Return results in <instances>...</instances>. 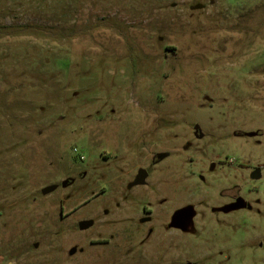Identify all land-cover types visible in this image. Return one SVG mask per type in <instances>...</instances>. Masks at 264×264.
Returning <instances> with one entry per match:
<instances>
[{
    "label": "rangeland",
    "instance_id": "1",
    "mask_svg": "<svg viewBox=\"0 0 264 264\" xmlns=\"http://www.w3.org/2000/svg\"><path fill=\"white\" fill-rule=\"evenodd\" d=\"M0 264H264V0H0Z\"/></svg>",
    "mask_w": 264,
    "mask_h": 264
},
{
    "label": "water",
    "instance_id": "2",
    "mask_svg": "<svg viewBox=\"0 0 264 264\" xmlns=\"http://www.w3.org/2000/svg\"><path fill=\"white\" fill-rule=\"evenodd\" d=\"M147 176H148L147 170L140 169L139 172H138V175L136 177L135 183L136 184H144L145 181H146ZM252 177L255 178V179L261 177V169L260 168L255 169L253 171V173H252ZM63 185H66V181L63 183ZM53 189H54V186L45 187L42 190V193L45 194V193H47V192H49V191H51ZM92 224H93L92 220H84V221H81L79 223V227H80V229H86V228L92 226Z\"/></svg>",
    "mask_w": 264,
    "mask_h": 264
}]
</instances>
